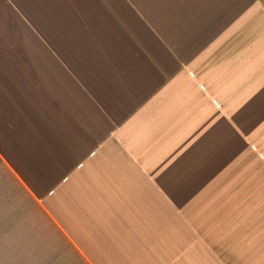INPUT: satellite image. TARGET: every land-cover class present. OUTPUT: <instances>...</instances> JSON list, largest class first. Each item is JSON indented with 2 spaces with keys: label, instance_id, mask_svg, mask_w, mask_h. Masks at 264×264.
I'll return each mask as SVG.
<instances>
[{
  "label": "crops",
  "instance_id": "1",
  "mask_svg": "<svg viewBox=\"0 0 264 264\" xmlns=\"http://www.w3.org/2000/svg\"><path fill=\"white\" fill-rule=\"evenodd\" d=\"M109 33L120 35L100 36ZM98 66L105 78L135 83L137 105L173 98L175 112L190 114L177 144L207 150L191 160L226 163L230 146L255 147L239 154L242 168H224L213 184L220 194L213 209L211 200L183 201L194 184L177 171L169 186L147 181L135 215L122 222L126 264H264V0H0L3 169L10 162L1 139L13 117L8 108L30 116L31 132L20 135L31 136L35 154L54 155L59 146L69 155L63 161L95 156L82 158L88 146L102 145ZM107 107L113 127L125 111L115 101ZM216 146L223 152L210 153Z\"/></svg>",
  "mask_w": 264,
  "mask_h": 264
},
{
  "label": "rangeland",
  "instance_id": "2",
  "mask_svg": "<svg viewBox=\"0 0 264 264\" xmlns=\"http://www.w3.org/2000/svg\"><path fill=\"white\" fill-rule=\"evenodd\" d=\"M119 35L100 36L110 40ZM77 37L79 41L80 35ZM71 52L75 56L78 50ZM103 69L98 66L95 75L104 101L102 145L96 150L86 148L82 158L95 153L90 160L63 161L69 155L65 156L57 144L54 155L35 154L31 136L20 135L31 132L30 116L18 108H8L13 117H8V136L1 138L10 162L6 161V170L0 165V264H126L120 255L124 256L121 249L128 227L122 222L135 215L137 203L142 201L141 188L150 185L147 181L157 184L159 180L169 186L177 171L179 180H193L194 184L195 191L184 193L183 201L206 205L211 200L213 209L220 194L212 192V186L222 182L224 168L238 171L245 165L237 161L239 154L255 152L254 145L248 146V151L230 146V162L191 160V154L201 155L207 150L177 144L185 138L190 114L175 112L173 98L148 99L137 105L135 83L117 76L105 78ZM111 101L125 111L113 127L107 111ZM149 108L153 112L146 113ZM23 125L28 130H22ZM37 143L39 146L41 139ZM209 152L222 153L223 147H212ZM144 154L151 155V160L143 161ZM157 155L164 160L159 161ZM81 163L83 166L74 171ZM249 165L253 163H246ZM160 170L167 176L158 178ZM249 210L244 204L240 209L243 213ZM262 214L264 217V210ZM130 229L134 234L135 228Z\"/></svg>",
  "mask_w": 264,
  "mask_h": 264
}]
</instances>
